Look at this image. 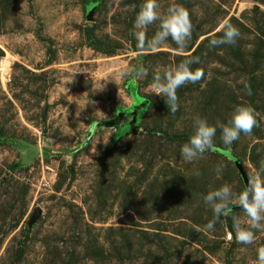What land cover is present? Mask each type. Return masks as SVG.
Returning a JSON list of instances; mask_svg holds the SVG:
<instances>
[{"label":"rangeland","instance_id":"obj_1","mask_svg":"<svg viewBox=\"0 0 264 264\" xmlns=\"http://www.w3.org/2000/svg\"><path fill=\"white\" fill-rule=\"evenodd\" d=\"M260 30L258 0H0V264H264Z\"/></svg>","mask_w":264,"mask_h":264},{"label":"trees","instance_id":"obj_2","mask_svg":"<svg viewBox=\"0 0 264 264\" xmlns=\"http://www.w3.org/2000/svg\"><path fill=\"white\" fill-rule=\"evenodd\" d=\"M6 1H9V0H6ZM84 3H86V0H82ZM258 2L264 4V0H258ZM256 10V8L254 7L253 8V11ZM92 26H88L86 28V30L88 32H90L92 30ZM224 29V28H223ZM236 29L238 30V32H240V30L242 29V27H240V24L238 23V26H236ZM221 32V31H220ZM220 36H223V33H221ZM216 37H219V32H216L214 33L213 37L211 38H208V37H205L203 38L200 43H198L195 47V49L191 50L192 52V57L195 58V57H198L199 56V51H206V53H211L215 50V42L214 40L216 39ZM260 37L264 39V30H260ZM92 43V42H91ZM192 43V41H191ZM191 43L188 44V46L184 49H187V50H190V48L192 47ZM232 56H236L234 53L232 54ZM197 59V58H196ZM253 69H257L258 70V73L262 70L261 68H258V66L255 64V66L251 67L250 70H248L247 68L245 69V71H248L245 75H244V79L246 81L245 86H246V90H248V92L252 91H257L258 89H261L264 87V82L262 80V77H261V73L256 75V77L253 79L252 78V71H254ZM251 72V75H248V73ZM210 89L212 90L211 92L213 93L212 94V97H208V99H206L207 97L206 96H203L202 98H198L206 107H209L210 103L213 102V107L214 108H211V106L209 108H211V110H213V112L217 111V108L222 105L223 103L225 104H228V103H231V104H234L235 106H237L239 104L238 101H240V97L235 93L236 91H232L229 89L228 90H223L221 88H212V86H209ZM220 87V86H219ZM229 95V96H228ZM228 96V97H227ZM228 102V103H226ZM146 106V105H145ZM144 106V107H145ZM164 107L166 108L167 112H170L171 110H174L176 107H174L173 105H171V102H165L164 103ZM143 109V106L141 107H138V113H140V111H142ZM202 109V108H201ZM203 110V109H202ZM216 113V112H215ZM140 115V114H139ZM138 116V115H136ZM136 121V120H135ZM135 121H133V123H135ZM129 131V127L128 125L127 126H124V128H119L118 132H117V136H120L121 134L123 133H126ZM148 132H152V133H155V129H151L149 130ZM162 137L166 138V139H170L171 136L168 135V134H162ZM116 136V137H117ZM190 135L188 134H182L181 137H189ZM179 138L180 136L179 135H176V136H172V138ZM171 138V139H172ZM227 153L225 152V155ZM264 191V185L262 186V189H261V192ZM194 220V218L192 219Z\"/></svg>","mask_w":264,"mask_h":264},{"label":"water","instance_id":"obj_3","mask_svg":"<svg viewBox=\"0 0 264 264\" xmlns=\"http://www.w3.org/2000/svg\"><path fill=\"white\" fill-rule=\"evenodd\" d=\"M92 9H93L92 6L88 7V11L86 14V19H88V20L91 19ZM234 165H235V167L239 173V176H240L241 181L243 183V186L245 188L246 194L243 197V203L241 204L242 206H245L250 200H252L254 198L255 192L251 186L249 179L245 175L240 163L238 161L234 160ZM38 214H39V209L35 207L31 213V215H30L29 223L33 222L36 219V217L38 216Z\"/></svg>","mask_w":264,"mask_h":264},{"label":"bare ground","instance_id":"obj_4","mask_svg":"<svg viewBox=\"0 0 264 264\" xmlns=\"http://www.w3.org/2000/svg\"><path fill=\"white\" fill-rule=\"evenodd\" d=\"M1 69H3V67Z\"/></svg>","mask_w":264,"mask_h":264}]
</instances>
